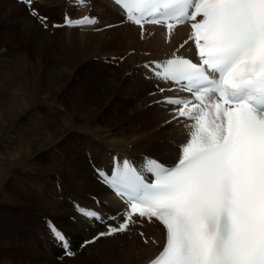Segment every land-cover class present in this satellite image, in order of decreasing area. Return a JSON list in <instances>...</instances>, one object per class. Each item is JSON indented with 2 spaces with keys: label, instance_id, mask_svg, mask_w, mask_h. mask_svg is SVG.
Returning <instances> with one entry per match:
<instances>
[{
  "label": "bare ground",
  "instance_id": "6f19581e",
  "mask_svg": "<svg viewBox=\"0 0 264 264\" xmlns=\"http://www.w3.org/2000/svg\"><path fill=\"white\" fill-rule=\"evenodd\" d=\"M39 1L34 6L49 18L74 8L67 0ZM92 5L101 17L91 29L96 32L80 36L71 30L79 27L65 26L68 35L56 36L52 33L61 28L33 16L24 3L0 0V66L11 72L0 84V264H143L163 242L162 227L145 222L80 249L79 243L102 226L75 213L72 199L94 204L91 195L97 194L103 210L121 207L97 180L90 157L105 163L110 151L165 160L178 156L185 122L173 120L170 106L154 103L161 94L145 76L143 62L176 49L189 54L190 30L183 24L169 33L150 24L142 36L139 26L121 20L111 0H92ZM29 41L33 52L17 50ZM22 56L37 67L12 66ZM95 56L108 60L94 61ZM25 119L32 122L30 128ZM45 216L68 231L75 256L61 255ZM151 235L158 243L148 251L151 243L141 240Z\"/></svg>",
  "mask_w": 264,
  "mask_h": 264
},
{
  "label": "snow or ice",
  "instance_id": "6c2138e0",
  "mask_svg": "<svg viewBox=\"0 0 264 264\" xmlns=\"http://www.w3.org/2000/svg\"><path fill=\"white\" fill-rule=\"evenodd\" d=\"M20 2L47 20L32 8V0ZM89 2L74 0L78 6ZM113 2L142 36L146 23L171 33L191 21L189 39L198 62L174 54L143 66L172 86L157 85L161 98L154 103L170 106L173 120L192 123H185L187 139L174 165L145 157L140 165L117 162L111 174L96 169L126 207L116 225H107L81 248L128 232L138 217L159 221L166 230V243L150 264H264V0ZM98 22L88 15L76 20L65 15L69 27ZM169 91L189 95H163ZM76 209L86 219L104 222L96 209ZM48 228L65 255L75 256L66 234L54 222Z\"/></svg>",
  "mask_w": 264,
  "mask_h": 264
},
{
  "label": "rangeland",
  "instance_id": "374dc122",
  "mask_svg": "<svg viewBox=\"0 0 264 264\" xmlns=\"http://www.w3.org/2000/svg\"><path fill=\"white\" fill-rule=\"evenodd\" d=\"M48 0H43L42 2H47ZM40 2V1H39ZM70 5V4H69ZM70 6H72V5H70ZM49 7V6H48ZM48 7H47V9H48ZM101 10V8H99L98 9V11H100ZM65 10H61V11H59V13H61V14H57L55 17H60V15H63ZM95 12H96V8H95V10H94ZM97 13V12H96ZM55 17H53V18H55ZM61 19H63V18H61ZM58 21V20H57ZM38 23L41 25V23L38 21ZM52 23V22H51ZM50 23V25H52ZM45 24H48V23H45ZM44 29H46V27L45 26H43V25H41ZM63 29H69V28H61V29H56L57 31L56 32H54V33H52V34H55L56 36H59V35H61V36H66V35H68V31H63ZM92 29V28H91ZM91 29H89V30H79L78 31V28H74V29H71V30H75V33L76 34H78V35H80V36H82V33H87V32H96V28H94L93 30H91ZM53 31H55V30H53ZM61 36H60V38H61ZM84 37H86V35L84 36ZM81 39H84L83 37H81ZM32 41H29L23 48H18L17 50H23L24 52H33L34 50L32 49ZM60 43V44H59ZM58 43V47L59 48H63L64 47V44L62 43V42H59ZM63 45V46H62ZM37 52V51H36ZM19 52H14V54L13 55H16V54H18ZM23 54V53H22ZM108 57L107 56H103V57H98L97 58V60L95 59V58H93V60L94 61H99L100 59L101 60H106ZM117 57H112V59L113 60H115ZM25 60V61H24ZM108 60V59H107ZM118 60V59H117ZM22 63V64H21ZM13 65L12 66H14V67H16V68H18V70H22V69H27V68H33V67H37V64L38 63H36L35 61H32L31 59H27L26 57H24V56H22V58L20 57V58H15L14 60H13V63H12ZM116 66H117V64H116ZM7 66H6V64H4V65H1L0 66V80L2 81H0V84H3L4 82H5V80L7 79V76L6 75H10L11 74V72L10 73H8V70H7V68H6ZM2 68V69H1ZM7 71H6V70ZM6 71V72H5ZM5 76V77H4ZM2 77V78H1ZM32 80V79H31ZM25 124H27V125H25L27 128H30V125L32 124V122L31 121H29V120H27V119H25ZM6 168L7 167H9V165H4ZM56 179H58V175H56ZM57 187H58V185H57ZM143 228H145V227H143ZM142 228V229H143ZM141 233H143L142 231L139 233L140 235H141ZM144 234V233H143ZM139 235V236H140ZM143 236V235H142ZM141 242L144 244V245H148L149 243H151L150 244V246H149V248H147L148 249V251H150L152 248H153V246H156V244L158 243L157 242V239H154L153 237H152V235L151 236H148V237H143L142 238V240H141ZM153 245V246H152ZM59 257V256H58ZM61 257V256H60Z\"/></svg>",
  "mask_w": 264,
  "mask_h": 264
}]
</instances>
